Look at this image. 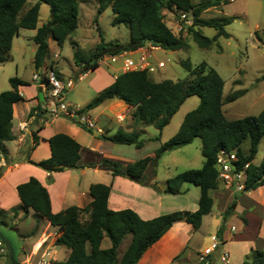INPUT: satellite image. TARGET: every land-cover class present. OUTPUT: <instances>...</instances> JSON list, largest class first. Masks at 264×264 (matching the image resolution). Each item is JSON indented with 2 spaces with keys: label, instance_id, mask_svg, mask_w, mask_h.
I'll list each match as a JSON object with an SVG mask.
<instances>
[{
  "label": "trees",
  "instance_id": "1",
  "mask_svg": "<svg viewBox=\"0 0 264 264\" xmlns=\"http://www.w3.org/2000/svg\"><path fill=\"white\" fill-rule=\"evenodd\" d=\"M30 1L0 0V62L8 60L12 40L22 28L36 29L32 37L36 44L34 53L36 68L43 64L48 50L49 36L60 45L77 28L79 0H34L33 3ZM28 3L30 4L26 7ZM42 3L50 8V20L37 26L39 6ZM107 3H100L97 14L105 9ZM217 3L218 0H203L199 3H193L192 0H111L114 13L111 23L112 25L126 24L129 29V40L127 43L105 42L101 37L86 61L85 69L97 68L98 59L104 54L116 55L145 45L172 51L185 48L184 38L175 35L164 21L163 11L173 8L192 15L193 22L188 29L194 41L200 47H210L221 35L228 36L223 28V25L228 23V19L220 21L200 18V12ZM195 26L212 27L216 33L210 38L194 29ZM75 61H78L76 56ZM181 65L187 71L188 77L177 80L166 78L154 81L151 78V72L146 69L120 72L110 85L98 91L82 108L88 111L106 100L120 99L134 107L133 117L138 122L140 121L143 125L153 124L157 130L161 131L188 97L198 96L200 101L197 107L185 114L177 132L162 142L154 150L153 155L126 163L107 158L100 159L98 163H91V167L100 165L111 167L113 176H125L134 182L158 190L154 178L145 176L147 167L155 166L157 160L166 151L186 145L198 137L201 139L203 165L200 168L184 170L168 178L166 187L163 189L165 193L177 195L185 191L184 184H193L199 189L197 209L174 210L150 219H142L130 208L110 209L107 201L111 185L97 182L89 186L92 200L87 206L71 205L61 211L53 212L48 190L36 177L31 176L27 181L16 185L20 203L11 207L10 210L15 217L19 210H22L24 214L32 211L36 220L44 219L56 228L58 236L55 244L69 249L68 257L58 264H136L143 253L159 240L174 222L185 220L194 229H198L203 216L210 213L213 207L210 192L219 187L218 170L215 165L219 148L236 151L239 158L238 168L248 163L247 190L264 186V153L259 163H253L259 143L264 139V109L255 115L228 119L224 114L223 105L234 101L245 91L236 90L223 97L224 81L214 68L205 62L193 66L188 59L182 60ZM9 82L11 88L0 92V157L6 153L3 142L16 138L12 131L13 104L23 100L18 87L28 84L17 76L11 77ZM34 113L40 117V113L45 112L40 106H36L29 112L30 115ZM32 138L33 145L22 151L26 154L29 163L48 172H59L65 168L72 169L80 166L83 147L70 135L56 133L50 136L47 141L51 155L37 162L29 159L30 150L39 140L36 131ZM99 138L111 144L134 145L136 148L144 145V140L134 130L99 134ZM158 138L156 136L154 139ZM247 139L249 149L245 153L241 144ZM237 196L234 194L232 202L222 215L221 223L216 231L219 238H222L224 222L235 208ZM1 211L4 212V210ZM82 213H87L88 219L83 221ZM128 235L131 236L130 242L122 255L118 257V248ZM104 237L110 241V246L107 248L101 247ZM0 241L6 245L5 248L7 247L5 251H7L9 264H21L11 244L3 235H0ZM241 264H264V250H252Z\"/></svg>",
  "mask_w": 264,
  "mask_h": 264
},
{
  "label": "rangeland",
  "instance_id": "2",
  "mask_svg": "<svg viewBox=\"0 0 264 264\" xmlns=\"http://www.w3.org/2000/svg\"><path fill=\"white\" fill-rule=\"evenodd\" d=\"M104 1L107 2L108 0H79L80 12L78 15L77 29L68 35L60 45L54 40L51 41L52 43L48 46L43 61L46 65L42 64L43 71L46 69V66L53 63V68L61 77H64V81L70 77L77 78L80 72L83 73L91 69L88 67V69H85L87 66L86 61L90 58L96 42L101 40V37L103 40L115 39L119 43L120 41L125 42L126 38L129 37V29L124 23L112 25L111 19L114 15L112 7H107L97 14L100 3ZM192 1L199 3L203 0ZM85 3L87 4L85 5ZM163 12L164 21L168 24L166 25L175 35L184 38L186 46L175 51L164 50L159 47H155L152 50L150 56L152 57L155 71L151 73V78L154 81H161L166 78L172 80L187 78L188 73L181 65L182 60L188 59L193 66L205 62L208 66L214 68L223 79V97H226L236 90L245 91L243 95L232 102L225 103L222 107L227 118L234 119L245 115H255L264 109V76L262 77L264 75V0H218L217 4L209 6L200 12V18L202 19H216L220 21L222 19H228V23L223 25L228 36L221 35L207 48L198 46L193 39L192 33L188 29V26L193 22V17L190 13L187 12L186 14L189 22L186 21L183 23L182 21L174 19L175 16L179 17L183 11L174 8L167 12L164 10ZM49 20L50 8L48 5L42 4L38 19L39 24L47 23ZM194 29L199 30L204 36L210 38L216 33V30L212 27L195 26ZM33 33L34 31L31 29L22 28L19 30L18 35L13 38L8 60L0 62V91L11 88L9 79L13 76L22 77L25 80L31 78L32 80V74L38 69L34 65V52L32 49L34 47V41L31 37ZM56 52H58V56L55 58L54 54ZM75 56L77 57V62L75 61ZM129 57L135 59L136 54H131ZM122 61L123 58L115 63L98 62L97 68L99 70L92 72L81 81H75L72 89L64 91V101L77 106L88 103L95 95L94 88L92 85L90 86V81L97 74L105 73L104 71L111 72L110 65L112 67L115 66L114 68L116 70L119 69ZM158 62H163V66L160 68L156 67ZM75 64L77 67H75ZM58 66L62 68L63 75L58 70ZM73 69L78 71L73 72ZM101 80L105 82V79ZM199 101V97L196 95L188 97L180 105L179 109L171 117L169 123L162 131L157 130L153 124L143 125L140 121L138 122L133 117L134 109L122 103L116 102L109 106L110 101H107V103H104L98 109H92L90 113L88 112V116L96 126L101 127L104 134H114L118 130H126V127H130L138 132L140 127H143L138 132L140 138L144 140V145L141 148H136L134 145H112L113 148H123L122 155L128 161L133 162L145 156L153 155L158 145V140L160 139L162 143L174 135L185 114L196 108ZM156 136L159 137L158 140L154 139ZM100 144L102 150L109 151V144L107 142H101ZM241 146L242 149L248 151L249 140L243 141ZM263 153L264 139L259 143L257 153L253 159L254 163L257 164L260 162ZM97 159V156L91 155V160H94L91 163H98ZM203 162L204 156L201 153V139L196 137L186 145L166 151L157 160L155 166H151V168L149 166L146 169L145 176L147 178L153 177L158 189L159 186L165 189L168 178L187 169L200 168ZM108 179L104 172H99L89 177L92 183L100 182L106 184L105 181ZM187 187H189V190L187 191L185 189L182 197H176L177 200L181 199L183 201L174 202L177 207L184 208L179 210L194 211L192 209L198 207L199 189L190 184ZM218 188L224 189L223 184L219 183ZM210 194L214 196L213 190ZM220 207V204L216 201L211 213L206 214L207 216L204 218L203 223L201 221L202 227L200 233L191 237L189 243H187V250L190 251L189 258L186 257V252L181 254L179 256L181 257L178 262L179 264H195L196 259L198 260L200 245L202 244L201 248H203L211 243L210 235L213 232V228L216 227L214 225L216 223L214 215L219 211ZM223 213L221 212V215ZM241 217V213L236 215L232 214L224 222V230L231 235H236L235 237H229L228 242L225 244L224 248L230 255L229 261L226 264H238L240 256L246 250L250 251V244L253 246H261L264 249V224L259 235L256 232L257 227L255 226V222L252 223V226L248 230H245L241 234L243 231ZM81 219L83 221L88 219L87 213H82ZM36 223L35 226L33 224H27L25 227L26 233L31 232L32 234V231L38 228V220H36ZM16 225V217L10 209L4 212L0 210V235H3L9 241L15 251V255L19 254L21 247L16 233ZM231 225L236 227L235 231L230 230L229 227ZM201 232L205 234L203 235ZM206 234L209 236V239L204 238ZM42 236L39 234L36 237L29 238L23 246L32 248V250L39 249L41 245L39 239ZM130 239L131 236L128 235L122 241L118 248V257L122 255ZM38 244L40 245L37 248ZM109 245V239L104 237L101 247H108ZM1 247L4 248L3 243ZM221 249V246H219L213 252V261L215 264H222L218 258ZM63 254L64 248L62 247L60 248V256H63ZM5 256L4 249L3 252H0V264H7Z\"/></svg>",
  "mask_w": 264,
  "mask_h": 264
},
{
  "label": "crops",
  "instance_id": "3",
  "mask_svg": "<svg viewBox=\"0 0 264 264\" xmlns=\"http://www.w3.org/2000/svg\"><path fill=\"white\" fill-rule=\"evenodd\" d=\"M30 2L33 3L34 0ZM105 2L106 1H104V3ZM107 2H108L107 6L105 8L107 7L110 8L111 0H108ZM42 4H40L39 6V13L41 11ZM86 4L87 3H85V5ZM167 11L170 10H165V12ZM79 12H80V6H79ZM174 19L179 21L178 16H175ZM42 24L43 23L39 24V21L37 22V26H41ZM31 30L34 31L33 35L31 36L33 37L36 29H31ZM53 40L54 39L51 36H49L48 46L52 43L51 41ZM128 40L129 37L126 38L125 42L120 41V43H127ZM104 41L110 42L116 40L114 39V40H104ZM98 42H100V40ZM98 42H96V44ZM32 49L33 52L35 53L36 50L35 43ZM126 53H128L127 56H130L131 54H136L137 57L138 50L126 51ZM120 59H118V61ZM43 64L46 65V63ZM121 66H119V69L116 70L114 68L115 66L112 67L110 65L109 67L111 68L112 73L104 71L105 73L97 74L90 81V86L92 85V87L94 88L95 94L98 91H100L102 88L110 85L114 81L116 75L122 72V69H120ZM75 67H77V65ZM58 70L63 75L62 68L58 66ZM97 70L99 69L95 68L84 71L83 72L85 73L84 78H86L92 72H95ZM77 71L73 69V72H77ZM79 74L82 73L80 72ZM59 77H61V75H59ZM21 79L25 80L22 77ZM101 79H105V82H102ZM25 81L28 82L27 85H19L18 87L19 92L23 96V100H20L13 104L12 131L16 135V138L11 141L3 142V146L6 150V153L5 155H1L0 157V210L8 211L11 207H14L20 203L19 197L16 192V185L21 182L27 181L31 176L36 177L41 182V184L45 186L46 189L48 190L51 200V208L53 212L61 211L71 205H75L78 207H85L92 200V197L89 194V186L90 184H92V181L89 180V177L90 175L94 176L99 172H104L105 176L109 178L105 182L106 184L111 185V191L107 203H108V207L112 210L130 208L134 210L142 219H150L163 213L184 209L183 207H177L174 202V201H179V202L183 201L181 199L178 200L176 199V197H182L183 193L177 195L168 194L165 193L163 191L164 188H161L160 186L159 189L156 190L150 186H146L134 182L125 176H118V175L113 176L111 172L102 170L97 166L91 167V162H94V160H91V155L97 156L98 158L97 162H99L100 159H104V158L120 161L123 163L130 161H128L122 155L124 151L122 150L123 148H113L112 145H116V144H111L107 142L109 144L108 145L109 151L102 150L100 143L105 141L99 138V134L95 135L96 133L95 131H93V133H91V131L88 132L87 130L84 129L85 127L80 125L79 123H75L72 120H68L62 117H53L48 115L47 113H43V114L40 113V117H37L35 113L30 115L29 112L31 108L36 106L41 107V101L43 100V95L38 92L31 78ZM107 101H110L109 106L117 102L120 104L121 103L125 104L126 106L134 109V107L127 105L124 101L120 99H111L104 101L99 106L94 108V110L101 107V105H103L104 103H107ZM84 105H82L81 107H83ZM91 110L92 109L88 110V112L90 113ZM141 129H143V127H140V130ZM131 130L133 129L130 127H126L125 131H131ZM35 131L37 136L39 137V140L38 143L30 150L29 153L30 160L37 162L50 157L51 151L47 139L56 133H66L70 135L72 138H74L83 147V150L81 151L80 166L78 168H72V169L65 168L63 171H59V172H48L32 163H29L26 159V154L25 153L23 154L22 151H24L26 148H30L33 145L32 135ZM160 144L161 142L159 139L156 148H158ZM101 151L103 152L101 153ZM244 152L247 153L248 151L244 150ZM189 184L190 183H188L187 185ZM187 185L184 184L183 188H186L188 191L189 187H187ZM213 192H214V196L211 195L213 198V206L217 201L221 207L219 211H217L214 215V220L216 221L214 225H216V227L213 228V232L210 235V240L213 235H216V231L219 227L220 220L223 215V214L221 215V212L225 211L227 206L232 202L234 198L232 192H230L228 189L217 188L216 190H213ZM196 209L197 208L192 210H196ZM240 213L242 214L241 221L243 222V229H242L243 231L241 232V234L244 233L245 230H248L252 226L253 222H255V226L257 227L256 232L258 233V235L261 234V228H263V224H264V186L255 189H250L241 194H238L235 208L232 214L236 215ZM207 215L203 216L202 223ZM16 221H17L16 233L18 235V239L20 241L21 247L19 254L15 256L20 261V263L35 264L36 261L42 255L43 256L46 255V257L52 256L57 260L58 263L64 261L68 257L69 249L63 245L55 244V240L58 236V232L55 230L56 228L52 227L46 220L44 219L38 220V228L35 231H32V234L31 232L26 233L25 231V227L27 224H33L34 226L37 224L32 211L24 214L22 210H19L16 216ZM202 223L198 229L193 230L194 229L193 226L190 223H187L185 220H178L174 222L173 225L163 234V236L143 253V255L136 264H179L178 262L181 259V257L179 256L185 252H186V257L189 258L190 251L187 250V243H189V239L191 237H193L195 234L200 233ZM43 232L44 235L42 236ZM39 234L40 236H42L39 239L41 245L40 244L37 245V248L40 245L39 249L32 250V248H26L23 246L24 243H27L29 238L36 237ZM201 234L204 235L205 233L201 232ZM235 236L236 235H231L229 232L224 230L222 233V238H220L223 244H221L220 246L225 247V244L228 242V238ZM204 238L209 239V236H207L206 234ZM5 246L6 245H4V247ZM201 246L202 244L200 245L198 252H200L205 247H207L205 246L201 248ZM249 246H251L250 251L246 250L245 253H243L240 256L238 264H241L242 261L251 254V250L254 249L264 250L263 248H261V246L258 245L253 246L252 244H250ZM62 247L64 248V254L63 256H60V248ZM102 248H107V247H102ZM13 252H15L14 249ZM5 254H6L5 258L7 260V264H9L7 251H5ZM197 263L198 260L196 259L195 264Z\"/></svg>",
  "mask_w": 264,
  "mask_h": 264
},
{
  "label": "built area",
  "instance_id": "4",
  "mask_svg": "<svg viewBox=\"0 0 264 264\" xmlns=\"http://www.w3.org/2000/svg\"><path fill=\"white\" fill-rule=\"evenodd\" d=\"M183 12L179 16V21L189 22V18ZM191 25V24H190ZM154 46L145 45L138 50V55L135 59L127 56L126 51L120 54H106L103 55L98 62H109L114 63L118 59L123 58L122 72L130 70H143L146 69L149 72L155 71V66L152 63V57L150 53L154 50ZM58 53H55L56 58ZM163 66V62H158L156 67L160 68ZM85 73L79 74L77 78H68L65 81L59 77L58 72L55 71L52 64L46 66L43 71V67H39L36 72L32 74V82L37 88L38 92L43 95L41 101V109L44 110L50 116L62 117L68 120H72L75 123H79L86 129L94 130L97 134H102V129L91 120L88 116V111L83 110L81 106L70 104V102L64 101V91L72 89L75 81L83 80ZM239 161L238 155L235 150H227L219 148L216 155V168L218 170V183L223 184L224 189H228L232 194H241L247 191L246 188V168L248 163H245L241 168H238L237 163ZM230 230H235V226L231 225ZM211 243L199 252L198 262L201 264H215L213 261V252L223 244L221 239L216 235L211 237ZM2 242L0 241V252H3L5 247H1ZM219 254V261L222 264H226L229 261V253L222 246ZM35 264H58L57 260L52 256L46 257L41 256Z\"/></svg>",
  "mask_w": 264,
  "mask_h": 264
},
{
  "label": "water",
  "instance_id": "5",
  "mask_svg": "<svg viewBox=\"0 0 264 264\" xmlns=\"http://www.w3.org/2000/svg\"><path fill=\"white\" fill-rule=\"evenodd\" d=\"M97 133H95V135H96ZM98 168H100V169H102V170H105V171H109V172H111L112 171V168L111 167H108V166H106V165H100V166H98Z\"/></svg>",
  "mask_w": 264,
  "mask_h": 264
}]
</instances>
